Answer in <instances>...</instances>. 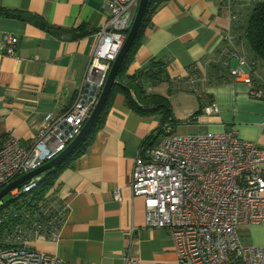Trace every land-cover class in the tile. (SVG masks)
Returning <instances> with one entry per match:
<instances>
[{
    "label": "crops",
    "instance_id": "crops-1",
    "mask_svg": "<svg viewBox=\"0 0 264 264\" xmlns=\"http://www.w3.org/2000/svg\"><path fill=\"white\" fill-rule=\"evenodd\" d=\"M257 1L163 0L152 11L129 72L148 70L152 62L164 66L161 78L146 80L145 90L164 96L167 105L137 110L123 93L115 94L92 143L62 171L50 194L48 209L66 203L69 210L59 225L53 219L51 228L32 233L33 248L60 264H124L133 231L138 260L130 264H180L169 231L146 226L145 199L131 186L135 160L167 128L179 133L235 128L242 139L264 147V95L250 96V86L230 75L239 64L235 49L253 65L245 28ZM0 11V136L13 132L27 145L48 113L64 112L73 103L107 13L103 0H0ZM18 12L39 16L52 29ZM5 32L19 37L12 56L6 54ZM257 67L254 82L264 89V68ZM213 102L219 112L207 114L204 107ZM191 118L198 120L188 124ZM240 234L244 243L264 247V223L243 225Z\"/></svg>",
    "mask_w": 264,
    "mask_h": 264
},
{
    "label": "built area",
    "instance_id": "built-area-1",
    "mask_svg": "<svg viewBox=\"0 0 264 264\" xmlns=\"http://www.w3.org/2000/svg\"><path fill=\"white\" fill-rule=\"evenodd\" d=\"M139 4L140 0H103L107 20L96 33L86 78L70 107L48 113L30 144L13 132L0 136V190L55 158L79 134L99 100ZM3 40L6 54L14 55L19 37L5 32ZM227 40L232 44L233 36L229 34ZM233 55L239 64L230 68V75L250 86V96L262 97L264 89L254 82L253 65L236 49ZM204 111L214 114L219 107L213 102ZM39 181L40 176H35L10 193L19 198ZM131 186L135 195L145 199L146 226L169 231L180 264H264V247L244 243L240 234L243 225L264 223V147L242 139L235 128L196 133L167 128L162 138L141 147ZM115 196L120 198L119 190ZM61 207L66 214L69 206ZM42 228L40 221L17 227L15 244L0 242V264H60L56 256L30 245L32 233ZM123 260L124 264L138 260L133 231Z\"/></svg>",
    "mask_w": 264,
    "mask_h": 264
},
{
    "label": "trees",
    "instance_id": "trees-1",
    "mask_svg": "<svg viewBox=\"0 0 264 264\" xmlns=\"http://www.w3.org/2000/svg\"><path fill=\"white\" fill-rule=\"evenodd\" d=\"M162 1L163 0L149 1L147 12L140 31L134 44L124 59L108 101L100 113L96 123L83 139V141L60 164L39 175L40 181L35 189L29 193L21 195L19 198L11 199L6 204H0V242H6L8 245L15 244V241L12 240V242H7V239L12 236L17 227H31L35 221L42 222V229L52 226L53 222L51 223V221L53 219H55L54 227L61 223L65 217L62 207L59 206L56 209H48L50 206V194L54 189L62 171L69 167L82 153L86 151L88 146L92 143L96 132L103 125L104 118L116 93H123L127 102L137 110H142V108H145L146 110L149 108L158 109L167 105V100L164 96L159 94H148L145 90L146 80L149 78H161L165 70L164 66H159L158 63L152 62L149 66L150 69L148 70L140 71L134 74L129 72L130 64L132 63L144 27L149 21V16ZM18 13V16L21 18L34 21L43 28L49 30L52 29V27L39 16L28 12ZM61 31L63 33L74 34V31L71 29L61 28ZM245 38L247 47L253 55L252 64L257 67L258 62L259 66L257 68H264V0H259L253 5L247 19ZM155 67H157V69ZM134 97L137 98V101L134 99Z\"/></svg>",
    "mask_w": 264,
    "mask_h": 264
},
{
    "label": "water",
    "instance_id": "water-1",
    "mask_svg": "<svg viewBox=\"0 0 264 264\" xmlns=\"http://www.w3.org/2000/svg\"><path fill=\"white\" fill-rule=\"evenodd\" d=\"M149 1L150 0H140V4H139L138 10H137L134 22H133V24H132V26H131L128 34H127L126 40H125L118 56L116 57V59L114 60V62L112 64L111 70L109 72L106 83L103 87V90L100 94L99 100H98L95 108L93 109L91 115L89 116V118L85 122L83 128L79 132V134L55 158H53L49 162L43 164L42 166L38 167L37 169H34V170L30 171L29 173L18 177L17 179L11 181L6 186H4L0 190V203H1L2 198L6 194L10 193V191L13 190L14 188L21 186L24 182L29 181L33 177L39 176V175L45 173L46 171L54 168L58 164H60L68 155H70L77 148V146L83 141V139L89 133L91 128L96 123L100 113L104 109V107L108 101V98L110 96L111 90H112L114 84L116 83L118 73L120 71V68H121L123 62H124V59H125L126 55L128 54V52L130 51L132 45L134 44V42L137 38V35L140 31L144 17H145L146 12H147Z\"/></svg>",
    "mask_w": 264,
    "mask_h": 264
},
{
    "label": "rangeland",
    "instance_id": "rangeland-1",
    "mask_svg": "<svg viewBox=\"0 0 264 264\" xmlns=\"http://www.w3.org/2000/svg\"><path fill=\"white\" fill-rule=\"evenodd\" d=\"M193 133H196V132H193ZM11 199H13V196H12L11 193H8V194H6V195L2 198L1 203H2V204H6V203H8ZM14 233H15V232H14ZM14 233L12 234V236L9 237V239H10L11 241L15 238V237L13 236Z\"/></svg>",
    "mask_w": 264,
    "mask_h": 264
}]
</instances>
